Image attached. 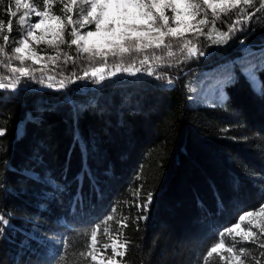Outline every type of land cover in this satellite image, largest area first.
<instances>
[{
    "label": "trees",
    "instance_id": "16d2710c",
    "mask_svg": "<svg viewBox=\"0 0 264 264\" xmlns=\"http://www.w3.org/2000/svg\"><path fill=\"white\" fill-rule=\"evenodd\" d=\"M134 1L157 44L98 51L75 37L97 29L91 0H0V264H264V219H246L264 205V66L218 106L185 87L264 44V0ZM182 8L193 28L168 31ZM35 12L45 63L17 51Z\"/></svg>",
    "mask_w": 264,
    "mask_h": 264
},
{
    "label": "rangeland",
    "instance_id": "374dc122",
    "mask_svg": "<svg viewBox=\"0 0 264 264\" xmlns=\"http://www.w3.org/2000/svg\"><path fill=\"white\" fill-rule=\"evenodd\" d=\"M173 1L179 7L184 0ZM97 2L99 3L98 6L96 5ZM205 3L212 10H220L234 6L238 1L205 0ZM91 6L94 12L95 10L100 12L99 14L96 12L95 16L97 29L76 34V39L83 46H87L89 49L96 48L98 51H109L116 43L115 40L119 41L127 37L137 38L139 42L140 40L151 42L148 45L157 44L156 41L161 34L157 27L151 25L154 20L149 16V13L138 9L134 0H91ZM174 13L176 16L170 21L169 26L167 24L168 31L183 32L193 28L192 17L189 16L187 8L175 10ZM51 22L53 23V21ZM23 23L26 25V33L17 48L18 53L34 62L45 63L46 60L42 59L41 55L35 54L32 45L36 44L39 39L48 40L51 34L49 26L52 23L50 24L36 12L27 13V18L23 20ZM128 44L127 41L123 47ZM249 53L251 54L249 55ZM262 66H264V44L258 48H249L243 56L228 57L226 60L218 61L206 68H199L185 82L187 102L190 106L199 107L221 105L226 96L225 84L234 79L237 69L242 71L251 88L258 90L257 70ZM92 74L96 78L105 75L103 68L93 70ZM246 219L250 221V224L262 221L264 219V205L258 211L247 215ZM232 228L245 234L253 232L250 227L243 224H237ZM223 247L222 244H218L213 249L223 250L225 249ZM224 255L232 261H237V256L229 249H226Z\"/></svg>",
    "mask_w": 264,
    "mask_h": 264
},
{
    "label": "bare ground",
    "instance_id": "6f19581e",
    "mask_svg": "<svg viewBox=\"0 0 264 264\" xmlns=\"http://www.w3.org/2000/svg\"><path fill=\"white\" fill-rule=\"evenodd\" d=\"M145 253V252H144Z\"/></svg>",
    "mask_w": 264,
    "mask_h": 264
}]
</instances>
